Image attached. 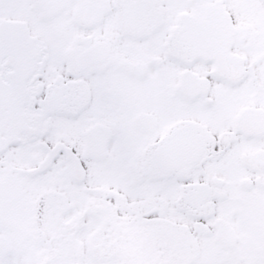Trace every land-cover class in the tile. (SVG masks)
Returning a JSON list of instances; mask_svg holds the SVG:
<instances>
[{
  "label": "snow or ice",
  "instance_id": "snow-or-ice-1",
  "mask_svg": "<svg viewBox=\"0 0 264 264\" xmlns=\"http://www.w3.org/2000/svg\"><path fill=\"white\" fill-rule=\"evenodd\" d=\"M0 264H264V0H0Z\"/></svg>",
  "mask_w": 264,
  "mask_h": 264
}]
</instances>
